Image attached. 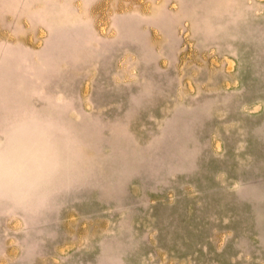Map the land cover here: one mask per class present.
<instances>
[{"label": "rangeland", "instance_id": "obj_1", "mask_svg": "<svg viewBox=\"0 0 264 264\" xmlns=\"http://www.w3.org/2000/svg\"><path fill=\"white\" fill-rule=\"evenodd\" d=\"M48 100L93 167L0 264H264V0H0V112Z\"/></svg>", "mask_w": 264, "mask_h": 264}, {"label": "clouds", "instance_id": "obj_2", "mask_svg": "<svg viewBox=\"0 0 264 264\" xmlns=\"http://www.w3.org/2000/svg\"><path fill=\"white\" fill-rule=\"evenodd\" d=\"M63 103L0 112V211L41 218L85 187L93 161Z\"/></svg>", "mask_w": 264, "mask_h": 264}]
</instances>
